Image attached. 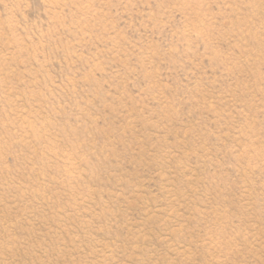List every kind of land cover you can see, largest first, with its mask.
<instances>
[{"label":"rangeland","instance_id":"obj_1","mask_svg":"<svg viewBox=\"0 0 264 264\" xmlns=\"http://www.w3.org/2000/svg\"><path fill=\"white\" fill-rule=\"evenodd\" d=\"M0 264H264V0H0Z\"/></svg>","mask_w":264,"mask_h":264}]
</instances>
